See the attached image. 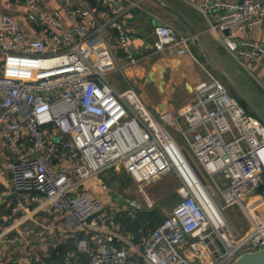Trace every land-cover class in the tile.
Here are the masks:
<instances>
[{"label":"built area","instance_id":"built-area-1","mask_svg":"<svg viewBox=\"0 0 264 264\" xmlns=\"http://www.w3.org/2000/svg\"><path fill=\"white\" fill-rule=\"evenodd\" d=\"M11 1L0 0V152H9L10 182L32 209L0 226V257L19 249L32 264L39 248L47 259L50 247L71 242L62 264H233L264 247V225L251 220L242 234L225 212L246 211L245 196L264 184V124L227 86L206 70L188 109L155 114L134 88L118 90L107 77L141 60L122 20L134 4L101 0L109 16L100 24L81 0H53L56 9L23 0L22 19L6 9ZM200 9L239 58L264 55L258 41L225 35L261 26L264 3L217 0ZM155 31L154 53L190 54L192 37L163 25ZM111 170L127 174L149 206L145 188L174 174L182 199L135 241L115 217L142 211L137 199L117 210L84 191ZM40 212L53 219L36 221Z\"/></svg>","mask_w":264,"mask_h":264},{"label":"crops","instance_id":"crops-1","mask_svg":"<svg viewBox=\"0 0 264 264\" xmlns=\"http://www.w3.org/2000/svg\"><path fill=\"white\" fill-rule=\"evenodd\" d=\"M81 1L95 11L98 23L101 24L107 21L109 13L101 4V0ZM113 1L122 8H129L134 4L125 13L122 20L126 27L132 52L141 58L136 65L107 75L118 90L134 88L155 114L165 109L179 112L188 109L192 105L195 87L200 82L208 80L206 70H214L226 82L223 75L217 70L218 68L234 81L264 117V106L260 107L252 100V97H254L259 105L264 103V55L254 60L241 59L226 47L224 35L210 30L211 21L202 13L200 6L202 3L217 0ZM227 1L238 2L240 0ZM256 1L264 3V0ZM43 2L45 6L48 5V8L56 9L59 7L53 0H43ZM5 7L8 12L18 15L22 19L25 9L23 0H12L9 4H5ZM162 25L170 27L180 35L192 37L193 39L195 36L199 45H195L192 39L190 41V54L181 57H174L169 52L154 53L157 41L155 30ZM37 26L38 22L32 24V28ZM189 26L196 34H192ZM109 32L103 35L107 42L110 40L111 33ZM114 35H111V42L115 40ZM230 36L238 44L241 40L248 39L258 41L264 46V23L259 27H251L243 33H231ZM124 62V55L118 56L117 63L123 64ZM228 88L237 96L229 84ZM240 101L242 102L241 99ZM250 112L254 114L251 110ZM9 156L8 151L0 152V226L2 227L26 217L32 209V205L25 199L24 195L17 192L10 182L11 172L5 167V161ZM113 171L119 174L124 173L120 170ZM107 173L111 172L108 171L89 181L84 188V191H88L94 197L101 198L105 203L110 199L102 196L104 191L101 184L107 179L105 177ZM109 178H112V175H109ZM258 194L260 195L259 198L248 201L249 208L244 204L246 211L243 212L246 218L250 220V230L248 232L252 230L251 220L259 225H264V190H258ZM247 196L248 194L244 198V203L247 201ZM119 197L123 201L122 204L127 203L129 199H135L130 196ZM34 218L39 222L47 220V218L53 219L52 216H46L42 212L36 214ZM32 221H29V223ZM230 221L242 234L248 233L243 224H235L232 219ZM57 248L50 247L48 249L49 253L54 252ZM44 255L45 250L42 251L39 248V261L32 262V264L46 260V257H43ZM27 261V256L19 249H7L0 257V264H27Z\"/></svg>","mask_w":264,"mask_h":264},{"label":"rangeland","instance_id":"rangeland-1","mask_svg":"<svg viewBox=\"0 0 264 264\" xmlns=\"http://www.w3.org/2000/svg\"><path fill=\"white\" fill-rule=\"evenodd\" d=\"M198 69L200 68L198 67ZM209 71L216 78H218L225 86L228 87V84L222 79V77L217 72L212 69H209ZM252 100H254V102H256L258 106H264V103H261L259 105L257 99H255L254 97H252ZM111 173H107L106 176L104 175L107 179L101 185L104 191L102 196L104 198L110 199V201L106 202V204L111 205L113 209L120 210L124 205L122 204L123 201L120 199L119 196H130L139 201L143 210L152 209L153 207H160L162 212L166 216H168L172 209L182 199L179 194V187L181 185V181L174 174L162 176L160 179L156 180L145 188V193L152 204L151 207L149 206V203L147 202L144 195L138 191L137 185L132 182L131 178L127 174L113 179L109 178V175H113ZM247 197V201H245L244 204L249 208L248 201H252L256 198H259L260 195L258 194V190L256 189L249 192ZM225 211L228 218L232 219L235 224H243L246 228V232L250 230V220L246 218L245 213L243 212L244 210L242 208L236 205L233 207L231 206L229 208H226ZM186 250L192 251L191 246L188 245L185 250L181 251V253L185 254Z\"/></svg>","mask_w":264,"mask_h":264},{"label":"trees","instance_id":"trees-1","mask_svg":"<svg viewBox=\"0 0 264 264\" xmlns=\"http://www.w3.org/2000/svg\"><path fill=\"white\" fill-rule=\"evenodd\" d=\"M244 107L250 112L248 107L245 105ZM110 172H112L111 174L114 175H112L113 179L125 175V173L118 174L113 170ZM166 218L167 216L162 212L160 207H153L152 209H146L137 212L134 217L128 216L126 213L118 214L115 217V220L119 224L124 234L130 238H133L135 241H139L141 238L148 235L151 231L157 228ZM73 248L74 247L71 242L60 245L57 250L51 253L49 258L43 262L35 264H62L64 259H66L67 253Z\"/></svg>","mask_w":264,"mask_h":264},{"label":"water","instance_id":"water-1","mask_svg":"<svg viewBox=\"0 0 264 264\" xmlns=\"http://www.w3.org/2000/svg\"><path fill=\"white\" fill-rule=\"evenodd\" d=\"M37 21L39 19L37 18ZM190 27V26H189ZM192 34H196L192 27H190ZM225 35H230V32H225ZM195 45H199L198 40L194 36ZM217 70L223 75L226 82L230 85L233 91L237 94V96L242 100V102L257 116L261 122L264 124V117L262 114L256 109V107L250 102V100L242 93V91L237 87L234 81L223 71L217 68ZM259 191L264 190V184L258 188ZM233 264H264V247L253 252H245L241 254Z\"/></svg>","mask_w":264,"mask_h":264},{"label":"bare ground","instance_id":"bare-ground-1","mask_svg":"<svg viewBox=\"0 0 264 264\" xmlns=\"http://www.w3.org/2000/svg\"><path fill=\"white\" fill-rule=\"evenodd\" d=\"M183 171H184L185 174H187V176H189L188 175V171L186 169H183Z\"/></svg>","mask_w":264,"mask_h":264}]
</instances>
